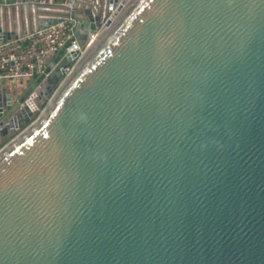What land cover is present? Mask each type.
I'll return each instance as SVG.
<instances>
[{
  "label": "water",
  "instance_id": "1",
  "mask_svg": "<svg viewBox=\"0 0 264 264\" xmlns=\"http://www.w3.org/2000/svg\"><path fill=\"white\" fill-rule=\"evenodd\" d=\"M74 56L0 88V264H264V0H131Z\"/></svg>",
  "mask_w": 264,
  "mask_h": 264
},
{
  "label": "built area",
  "instance_id": "2",
  "mask_svg": "<svg viewBox=\"0 0 264 264\" xmlns=\"http://www.w3.org/2000/svg\"><path fill=\"white\" fill-rule=\"evenodd\" d=\"M131 0H0V28L14 33L0 41V88L13 99L23 93L22 82L43 74L50 62L64 53L74 56V62L63 69L62 81L73 73L95 40L115 22ZM12 2V3H11ZM81 11L86 25L94 24L80 34L88 36L81 48L76 36L77 20L73 14ZM58 19V23L42 21Z\"/></svg>",
  "mask_w": 264,
  "mask_h": 264
},
{
  "label": "bare ground",
  "instance_id": "3",
  "mask_svg": "<svg viewBox=\"0 0 264 264\" xmlns=\"http://www.w3.org/2000/svg\"><path fill=\"white\" fill-rule=\"evenodd\" d=\"M100 39V37H98L96 40H95V42L97 41V40H99ZM95 42L93 43V44H95ZM93 46V45H92Z\"/></svg>",
  "mask_w": 264,
  "mask_h": 264
}]
</instances>
